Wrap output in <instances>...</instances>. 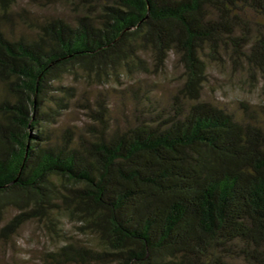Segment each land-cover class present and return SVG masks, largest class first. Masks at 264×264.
I'll use <instances>...</instances> for the list:
<instances>
[{
	"label": "trees",
	"instance_id": "16d2710c",
	"mask_svg": "<svg viewBox=\"0 0 264 264\" xmlns=\"http://www.w3.org/2000/svg\"><path fill=\"white\" fill-rule=\"evenodd\" d=\"M45 1L73 20L12 35L0 0V214L18 210L4 229L44 221L55 264H264V106L202 97L210 64L264 87V0ZM170 55L183 79L160 98L141 77ZM70 74L131 80L130 117L55 133Z\"/></svg>",
	"mask_w": 264,
	"mask_h": 264
},
{
	"label": "rangeland",
	"instance_id": "374dc122",
	"mask_svg": "<svg viewBox=\"0 0 264 264\" xmlns=\"http://www.w3.org/2000/svg\"><path fill=\"white\" fill-rule=\"evenodd\" d=\"M13 18L6 28L12 35L31 33L33 23L51 16H60L67 21L74 18L70 8L62 2L50 4L45 0H15ZM155 94L166 98L182 81V68L170 55L165 69L149 76H142ZM136 79V78H135ZM131 80L105 78L92 74L81 78L80 74L67 75L64 85L74 87L76 95L58 117L55 133L62 128L79 131L88 124H103L107 121L124 124L130 117L131 97L121 92ZM202 97L238 114L242 103L254 108L264 106V87L260 80L248 81L245 72L233 71L228 64H210L203 86ZM15 207H7L0 214V264H55L49 258L59 240L42 220L27 219L14 227H4L17 215ZM66 234L77 236L75 226L65 223ZM83 237V236H81Z\"/></svg>",
	"mask_w": 264,
	"mask_h": 264
}]
</instances>
